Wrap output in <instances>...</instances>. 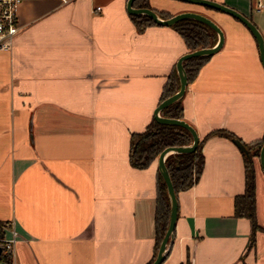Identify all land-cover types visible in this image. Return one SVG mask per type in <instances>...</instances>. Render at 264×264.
<instances>
[{"label":"crops","instance_id":"crops-1","mask_svg":"<svg viewBox=\"0 0 264 264\" xmlns=\"http://www.w3.org/2000/svg\"><path fill=\"white\" fill-rule=\"evenodd\" d=\"M129 0H22L14 46L0 49V225L19 236L0 264H146L154 254L158 158L132 165L131 133L155 117L162 89L190 50L172 24L139 30ZM224 30L222 47L188 81L184 118L200 139L228 129L264 136V64L237 17L184 0ZM249 16L264 37V0H216ZM259 2L262 6H259ZM255 149V147L253 148ZM199 179L178 192L175 236L162 264H264V171L256 167L249 217L235 212L246 187L245 152L210 135Z\"/></svg>","mask_w":264,"mask_h":264},{"label":"trees","instance_id":"trees-1","mask_svg":"<svg viewBox=\"0 0 264 264\" xmlns=\"http://www.w3.org/2000/svg\"><path fill=\"white\" fill-rule=\"evenodd\" d=\"M134 5L137 7H152L149 0H134ZM157 12L162 17L173 15V13L169 11ZM131 16L139 30L145 29L149 24L158 23L144 13H131ZM172 25L183 35L190 50L202 46L213 45L218 40V32L215 28L208 23L193 17L179 19ZM211 56L212 55H198L184 60V66L188 73L189 81L196 76L201 65ZM179 88L180 76L177 70V65H175L164 83L160 102L176 92ZM161 113L165 116L184 118V105L182 103V98L164 107L161 110ZM215 133L230 138L236 137V134L228 129L217 128L200 139L196 149L192 151L171 152L167 155L166 164L170 171L177 196L180 190L189 188L199 179L205 163V154L203 151L204 141L210 135ZM192 141L193 134L187 127L175 123L161 122L154 117L144 129L136 130L131 133L129 152L130 162L136 167H147L158 158L159 154L165 147L169 145L189 144ZM263 143L264 136L260 140L245 143L248 148V152H245L246 187L245 191L236 195L235 199L236 214L247 216L251 220L252 244L255 243L256 231L262 228L258 222L256 212V167L254 156L260 155V149ZM254 147L255 149H253ZM170 215L171 202L167 183L158 168L155 210L156 241L154 254L146 264H151L157 255L162 239L169 225ZM0 257L6 258L11 262L9 253L3 252ZM180 264H191V262L188 259L186 262H181Z\"/></svg>","mask_w":264,"mask_h":264},{"label":"water","instance_id":"water-1","mask_svg":"<svg viewBox=\"0 0 264 264\" xmlns=\"http://www.w3.org/2000/svg\"><path fill=\"white\" fill-rule=\"evenodd\" d=\"M194 3L203 4L206 6L214 7L218 10L225 11L241 21H243L254 33V35L257 38V41L259 43L260 52H261V58L264 64V37L258 28L257 24L245 13L239 11L235 7H232L230 5H227L226 3L216 1V0H184ZM128 10L131 13H144L149 15L151 18H153L156 22L160 24H173L174 22L178 21L179 19L185 18V17H193L196 19H199L201 21H204L211 25L213 28L216 29L218 32V40L215 44L210 46H202L193 50H189L186 53H184L179 60L177 61V70L180 76V88L174 92L173 94L169 95L165 99H163L155 112V117L165 123H175L180 124L182 126L187 127L193 134V141L189 144H180V145H169L165 147L161 153L158 156V167L163 175V177L166 180L167 187H168V193L170 197L171 202V215L169 220V225L166 230V233L162 239L161 245L159 247V250L157 252V255L153 262L151 264H162L163 261L166 259L167 254L170 250V247L172 245L174 236H175V228H176V221L178 217V196L174 187V183L172 181L170 171L168 169V166L166 164V157L171 152H183V151H192L196 149L198 146V143L200 141L199 133L196 129V127L186 120L185 118H179V117H171V116H165L161 113V110L168 106L169 104L173 103L174 101L181 99L186 91V87L188 84V73L186 71V68L184 66V60L192 57V56H198V55H212L216 51H218L222 45L224 44L225 39V33L223 28L210 16L194 11V10H186L181 11L178 13L173 14L169 17H162L154 8L152 7H137L134 5V0L128 1ZM234 141L240 146V148L246 152H248V148L246 144L238 137H234ZM260 162L261 166L264 171V143L261 146L260 149ZM4 236V231L2 229V226L0 225V237ZM4 246L2 243H0V256L3 254Z\"/></svg>","mask_w":264,"mask_h":264},{"label":"built area","instance_id":"built-area-1","mask_svg":"<svg viewBox=\"0 0 264 264\" xmlns=\"http://www.w3.org/2000/svg\"><path fill=\"white\" fill-rule=\"evenodd\" d=\"M22 0H0V49H11L14 46L15 38L20 32L18 11ZM259 6L262 3L259 2ZM11 236L0 237V243L4 246V251L11 252L14 249L15 241L19 232L15 227H11Z\"/></svg>","mask_w":264,"mask_h":264}]
</instances>
